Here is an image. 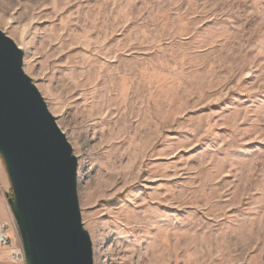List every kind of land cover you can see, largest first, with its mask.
<instances>
[{
	"label": "rangeland",
	"instance_id": "obj_1",
	"mask_svg": "<svg viewBox=\"0 0 264 264\" xmlns=\"http://www.w3.org/2000/svg\"><path fill=\"white\" fill-rule=\"evenodd\" d=\"M0 30L78 157L94 264H264V0H0ZM11 195L0 155L22 246Z\"/></svg>",
	"mask_w": 264,
	"mask_h": 264
},
{
	"label": "water",
	"instance_id": "obj_2",
	"mask_svg": "<svg viewBox=\"0 0 264 264\" xmlns=\"http://www.w3.org/2000/svg\"><path fill=\"white\" fill-rule=\"evenodd\" d=\"M25 51L0 30V155L27 264H94L78 194V157L23 68Z\"/></svg>",
	"mask_w": 264,
	"mask_h": 264
},
{
	"label": "built area",
	"instance_id": "obj_3",
	"mask_svg": "<svg viewBox=\"0 0 264 264\" xmlns=\"http://www.w3.org/2000/svg\"><path fill=\"white\" fill-rule=\"evenodd\" d=\"M23 246H18L9 234L6 224H3L0 230V250L5 251L12 261H26Z\"/></svg>",
	"mask_w": 264,
	"mask_h": 264
},
{
	"label": "crops",
	"instance_id": "obj_4",
	"mask_svg": "<svg viewBox=\"0 0 264 264\" xmlns=\"http://www.w3.org/2000/svg\"><path fill=\"white\" fill-rule=\"evenodd\" d=\"M12 235L15 236V241H17L16 233ZM0 264H27V261H12L7 255H3L0 259Z\"/></svg>",
	"mask_w": 264,
	"mask_h": 264
}]
</instances>
